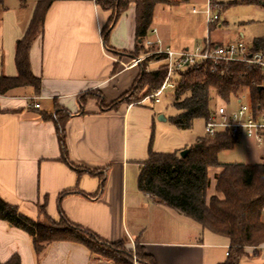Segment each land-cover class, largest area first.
Segmentation results:
<instances>
[{"label": "crops", "instance_id": "obj_1", "mask_svg": "<svg viewBox=\"0 0 264 264\" xmlns=\"http://www.w3.org/2000/svg\"><path fill=\"white\" fill-rule=\"evenodd\" d=\"M37 1L31 5L27 1L26 6L20 0L0 4V77L18 76L17 43L30 26ZM127 1L128 10L109 35L110 48L101 32L111 12L103 11L96 0H55L49 7L43 31L29 50L30 73L38 90L29 85L0 95V198L36 223L44 224L46 219L59 223L64 216L104 242L122 243L127 251L140 248L156 264H223L230 246L227 237L204 229L138 189L150 153L185 151L189 147L185 131L159 114L154 105L161 101L147 98L109 108L132 90L141 75L146 55H139L142 61L135 64L131 54L147 49L146 39L174 52L202 44L163 48L166 39L155 12L158 6L177 2L169 0L172 5L155 7L149 36L137 48L135 2L139 0ZM189 6L198 13L195 5ZM214 25H209L203 44L231 43L212 40ZM161 67L157 61L144 65L147 72ZM59 111L68 117L67 160L54 123ZM223 153L219 162L232 164L220 161ZM221 171V167L209 170L207 200L217 194L216 176ZM13 256H19L21 264H104L75 242L44 243L36 253L26 232L0 220V262ZM239 264H264V244L246 248Z\"/></svg>", "mask_w": 264, "mask_h": 264}, {"label": "trees", "instance_id": "obj_2", "mask_svg": "<svg viewBox=\"0 0 264 264\" xmlns=\"http://www.w3.org/2000/svg\"><path fill=\"white\" fill-rule=\"evenodd\" d=\"M28 0H20L23 6ZM55 0H38L30 26L24 38L17 43L16 78L0 77V95L32 85L38 90L37 80L29 68V50L43 31L45 15ZM4 0H0L3 4ZM249 4L264 7V0H245ZM97 5L111 12L108 23L102 29L103 43L107 48L109 35L131 2L127 0H96ZM136 5V39L138 44L149 36L157 5H172L169 0H139ZM138 50V49H137ZM252 52L264 51V38L256 39ZM138 51L131 54L138 59ZM124 54V52L122 53ZM165 67L147 72L144 68L132 90L113 103L115 109L121 104H139L159 90L166 79ZM173 107L178 114L168 118V122L180 131L192 129L195 121L206 120L214 109L215 99L230 103L233 99L247 100L254 109H264V72L255 65L244 62H201L185 71L177 73ZM142 98L134 99L139 92ZM82 98V97H81ZM108 109V108H107ZM67 113L59 111L54 120L62 157L67 160L65 124ZM238 141L227 133L215 137H203L181 153H150L143 163L138 189L159 203L178 211L217 235L230 241L227 261L223 264H239L245 256L246 248H258L264 244V164H221L219 155L232 151ZM221 167L216 176V195L207 200L210 187L209 170ZM0 220L13 228L26 232L32 239L36 253L43 244L53 242H75L87 247L93 255L112 261L114 264H133V254L125 250V245L109 244L92 232L70 223L64 216L59 224H39L19 213V210L0 198ZM118 249L120 253L113 252ZM139 264H156L140 248L136 249ZM0 264H21L19 256Z\"/></svg>", "mask_w": 264, "mask_h": 264}, {"label": "rangeland", "instance_id": "obj_3", "mask_svg": "<svg viewBox=\"0 0 264 264\" xmlns=\"http://www.w3.org/2000/svg\"><path fill=\"white\" fill-rule=\"evenodd\" d=\"M36 0H28V4L34 3ZM172 6H158L156 8V21L162 29L165 37L163 48L179 49L181 47H194L203 44L208 36L209 24L207 22L204 11L208 0H176ZM213 6L216 5L211 12V17L218 16L220 20L212 27L211 38L218 43H228L242 41L246 46L251 47L256 39L264 38V7L258 4H249L245 0H209ZM195 5L198 9L197 14L191 12V6ZM155 48L138 49L139 55H146L143 62L144 65L150 62H160L164 67L163 56L155 55ZM161 67V68H162ZM155 66L151 65L150 69ZM143 93L140 91L134 95V99L142 98ZM243 101L247 100V95ZM161 103L156 104L155 109L160 115L170 118L178 114L173 107L174 91L166 88L164 94L160 98ZM221 101L215 99L214 108ZM238 101H231L232 108L239 107ZM205 122L203 119L194 122L192 129L185 131V136L189 147L196 143L200 138L205 137ZM220 161L224 163H245V164H264V142L258 144L254 140L242 139L236 143L232 151L224 152L220 156ZM44 224L54 223L45 220ZM60 223V222H59ZM59 223H55L56 225ZM113 249V252L120 251ZM127 251V249L125 248ZM133 254V261L136 260V252L128 251ZM104 264H114L108 259L95 255Z\"/></svg>", "mask_w": 264, "mask_h": 264}, {"label": "built area", "instance_id": "obj_4", "mask_svg": "<svg viewBox=\"0 0 264 264\" xmlns=\"http://www.w3.org/2000/svg\"><path fill=\"white\" fill-rule=\"evenodd\" d=\"M217 7L209 3L206 10L207 22L213 25L220 20L218 16L211 17V12ZM144 46L155 48V55L163 56L166 62L165 69L167 76L163 86L149 98L155 103L160 102V97L166 88H176L173 77L180 71H185L201 62H244L249 65L260 67L264 72V51L252 52L251 47L246 46L242 41L231 42L227 45L214 46L206 44L195 46L192 49H185L180 52L163 50L158 42L144 41ZM141 59H136L140 63ZM233 99L239 102L238 108H232L231 102H221L215 106L210 116L204 120L205 136L212 138L219 133H227L231 138L239 141L242 138L254 140L258 144L264 142V109H254L248 100ZM39 108L38 104L34 105Z\"/></svg>", "mask_w": 264, "mask_h": 264}, {"label": "water", "instance_id": "obj_5", "mask_svg": "<svg viewBox=\"0 0 264 264\" xmlns=\"http://www.w3.org/2000/svg\"><path fill=\"white\" fill-rule=\"evenodd\" d=\"M159 119H161V118H159ZM162 120H165V119L163 118ZM186 154H187V151H186V150L183 151V152H181V156H182V157H184Z\"/></svg>", "mask_w": 264, "mask_h": 264}]
</instances>
